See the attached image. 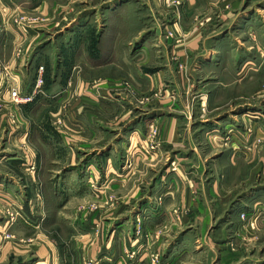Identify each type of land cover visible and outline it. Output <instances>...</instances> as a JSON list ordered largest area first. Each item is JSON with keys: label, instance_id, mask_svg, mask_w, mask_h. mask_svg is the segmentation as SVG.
Here are the masks:
<instances>
[{"label": "crops", "instance_id": "obj_1", "mask_svg": "<svg viewBox=\"0 0 264 264\" xmlns=\"http://www.w3.org/2000/svg\"><path fill=\"white\" fill-rule=\"evenodd\" d=\"M135 1L110 0L100 9L108 18L110 13L133 9ZM182 1L179 13L160 12L161 20L155 18L158 29L140 36L130 54L141 61L129 77L139 92L152 98L142 109L143 115L131 116L136 107L123 96L106 87L89 86L98 71L112 65L104 60L114 61V47L110 54L98 51L101 32L99 39L93 38V51L87 52L84 63L92 78H82L79 68L72 75L73 66H68L57 69L50 83L43 81V95L59 103L77 93L72 111L68 110L73 118L65 116L63 131L57 126L52 131L40 123L31 125L26 132L38 146L36 162L16 151L0 150V264L15 256L23 258L27 252L32 257L18 260L19 264H64L55 241L44 230L55 212L69 216L64 232L69 243L64 251L71 264L93 260L150 264L152 255L159 257L160 264H264V255H256L264 253L260 246L264 244V214L256 211L264 208V185H249L247 173L258 162L245 133L255 125L250 116L264 115V99L245 100L259 92L257 82L264 80V0ZM45 2L17 0L26 10H42ZM11 4L0 0V11L10 12ZM143 5L144 11L153 13ZM87 12L90 18L81 15L69 25L75 33L87 32V21L93 16L95 22L101 11ZM22 28L30 40L33 31ZM124 28L122 22L116 35L122 37ZM166 30L172 31L175 41L165 37ZM5 34L9 38L6 43L0 40V48L17 39L14 30ZM80 40L65 44L70 56L80 55ZM44 57L34 53L28 67L22 62L8 67L22 95L36 92L35 78ZM120 60L129 67L123 53ZM184 63L185 79L177 69ZM0 83V100L9 102L2 74ZM171 93L177 97L175 104L168 101ZM152 94L163 99L155 100ZM191 100L192 113L188 111ZM227 101L235 104L228 107ZM151 128L158 135L150 149L145 136ZM22 134L15 140H22ZM238 173L242 185L238 187L245 190L221 210L219 200L227 197ZM109 194H118L111 202L115 206L86 215L78 210L92 200L107 201ZM253 213L258 217L252 229H247V243L231 248L229 238L241 214ZM6 235H13L14 240Z\"/></svg>", "mask_w": 264, "mask_h": 264}, {"label": "rangeland", "instance_id": "obj_2", "mask_svg": "<svg viewBox=\"0 0 264 264\" xmlns=\"http://www.w3.org/2000/svg\"><path fill=\"white\" fill-rule=\"evenodd\" d=\"M10 1L12 3L11 5L13 6L11 8V11H7V13L5 12L6 14L0 11V26H2L3 30L0 34V36H2L3 34L0 40L3 39L6 43V39L9 38L7 37L9 36V34L5 33H9L11 30H14L15 34L17 35V39L16 41L12 42V44H7L6 46H2L0 48V70H8V67L11 64L14 66H18L21 62L28 67L30 58L34 53H42L45 56V60L41 63L40 67H38L37 77L35 78V86L38 88H36V92H33V95L32 91L29 93L26 92L24 95H22L21 91L16 86L23 98L25 97L32 99L29 103H25L22 106H15V104L11 102L10 99L9 102L7 101L5 103L0 100V150H13L17 153L19 152L20 157H23L25 159L27 158V160H29V157H31V159L34 158L33 162H36L37 155H39L36 152V148L38 149V146L32 143L30 137L26 136L24 133L22 134L23 139L20 141H16L12 135V131L18 128L22 132H28L31 125L39 123L47 126L48 130L50 129L53 131V129L57 126L60 127V129L63 131V129L65 128L63 126L65 116L69 119L73 118L71 107L72 103L76 99L77 93L74 92V95L70 94L69 97L65 98L64 101H61V103H59L55 100L48 99L45 97L46 95H43V81L45 80L47 83H50L57 69L64 67V69H66V67L68 66H73L72 71L74 72H72V75L77 71L76 68H79L82 69V78L86 80L92 78V76H90L89 73L85 70L84 63L88 61V53L90 51H93V38L99 39L100 32L101 36L103 37L101 38V43H99L98 51L102 54H110L112 52V47H114V61L110 62L108 58L104 60V62L106 61L108 65L112 64L113 66L110 65L108 66V68H104L98 71L97 79L94 80L92 78L91 83L89 82V86H92L94 88L106 87L107 91L123 96L129 102H131L133 107H136V110L132 111L131 116L138 117L143 115L142 109H146L145 106L148 105L152 98H150V96L143 95L142 92H139V87H137L133 83V80H131V78L129 77V73L132 75V71L133 69H135L134 66L136 67L138 61H141L138 59L136 61V59H133V56L130 54L137 47L135 43L140 38V36L145 35V32H148L149 30H151V32H154L155 29H158L155 26V18L158 22L159 20H161H158V15H160V12L167 9L171 10V13H173V10L176 13H179V8L183 5L182 0H150V2H148V0H136V5L133 9H129L126 12L123 11L115 15L112 14V16L110 13V16L108 18L106 17V13L103 14L104 12L100 8L101 6H104V3L109 2L110 0H45L46 6H44L42 10H37L36 8H34V10H26L23 7L21 8L20 5L17 4V0ZM114 1H123V4H125L126 0ZM126 3L128 4V2ZM137 3L142 5H137ZM144 3L152 8L153 13H151V11L146 12L143 8H141L144 6ZM94 8L101 11L98 15L96 14V23L93 22L95 19L92 16V21H87V26L90 29L87 30V32L82 31L75 33V30H73L72 27L75 21H78L81 15H88L90 18L91 14L87 11ZM119 8H121V5L118 6L117 9ZM71 22L73 23L69 27ZM122 22L125 25V32L121 37L119 35H116V32H118L122 27ZM22 26L29 27V31H33L31 35H33L34 38L31 37L30 40H26V38L29 37L28 34L26 35V33L23 31ZM64 34L65 40L63 39L64 37L62 38ZM117 36L121 37V39L118 44H115L114 42ZM165 37L173 39L175 41V36L172 31L170 32L166 30ZM78 38H81L78 46L80 55L70 56V51L67 50L68 48L65 44L68 42H72V40L74 39H77L78 41ZM129 42L131 43V45L128 44ZM121 53H123V56L125 57V62H129V67L126 65L123 66V64L121 63ZM261 53L264 54V50H262ZM177 69L181 70V74H184V79L185 77L187 78V63H184V66H180L178 64ZM14 75L12 76V78L16 83V78H14ZM38 76L40 78L39 83L37 82ZM0 85L3 86V83H0ZM257 87L259 92L257 94H254L251 98L245 100L254 99L252 100L253 102H256L257 100L258 102H260V100L264 99V80H258ZM1 95H3V93H0V96ZM152 96L155 100H159V98L163 99V96H159V94H152ZM168 97V101L171 104H175V102H177V97L175 94H173V97ZM240 100L245 101L243 99ZM192 101L194 100H191V103H188V111L190 113H192L193 111ZM224 101L225 98L223 99V102ZM234 104L235 102L232 101H227L226 103L228 107ZM69 107L71 108L70 112L68 111ZM259 117H262V114L259 115ZM254 122L256 123L257 121L254 120ZM253 127L254 126H251L250 128ZM116 128H119V126H116ZM248 129L245 132L247 138L249 137V133L247 134ZM157 135L158 132L156 128H151L149 130V132L145 136L149 147L150 145L155 144L154 142ZM260 140L261 141L258 145H249V148H251V150L255 152L258 162V166L253 165L252 171L247 173V177L251 178V184H249L251 185V187L255 185H264V153H262L264 152V138H260ZM48 159L50 160L51 158L48 157ZM242 168L244 169L243 165L241 166V169ZM245 168L247 170L250 169L249 166H246ZM2 170L7 171V169L4 168ZM151 175L146 176V179L148 181L150 180ZM236 176L238 177V179H236V177L235 182L232 181V183L230 184V189L226 194L227 197H222L223 200H219V209L221 208V210L224 209V204L225 209H227L231 205V201L234 200V202H236L239 198V194L245 190L240 188L242 187V185L239 183V173ZM238 184L240 185V187H238ZM117 196L118 194H109L107 195V201L105 200L104 202H94L93 200V202L87 201L88 203H86L85 205L83 204L84 206L78 207V210L82 212V215H86V213H88L90 210L94 211L97 209V211H101L103 207L108 208L115 206L111 204V202L117 200ZM256 211L259 212V214H264V208H262L261 210L257 208ZM219 213L220 211H217V214ZM246 215L247 216L245 217V220L240 219L239 224L235 227L232 236L229 238L232 242L231 248H234L237 243H247V229H252L251 226L254 225V221L256 219L252 220L248 217V214ZM68 218V214H59L58 212L51 213L48 218L49 221L47 222V226L44 229L47 232V235L55 241L57 251L59 252V258L61 260V263L64 264H71V258L68 251H64L65 248H67L66 244L69 243V237H66L64 234L66 229V220L69 221ZM5 238L14 240L13 235H6ZM260 246H264V244H260ZM27 254L29 255H25V257H23L24 259L32 257L29 252H27ZM121 255H123L125 260V252ZM256 255H264V253H257ZM116 256H119V253H117ZM23 258L21 256H15L13 258H10L9 261L2 264H19L18 260H24Z\"/></svg>", "mask_w": 264, "mask_h": 264}, {"label": "built area", "instance_id": "obj_3", "mask_svg": "<svg viewBox=\"0 0 264 264\" xmlns=\"http://www.w3.org/2000/svg\"><path fill=\"white\" fill-rule=\"evenodd\" d=\"M2 26H0V34L2 32ZM247 69V68H246ZM2 74V78L3 81L5 82L4 84H6L7 89H8V95H9V99L11 102H13L15 104V106H21L25 103H29L32 99L31 98H23L20 94V92L18 91L17 87H16V83L14 81V79L12 78V74L7 70V69H3L0 70V75ZM39 75V72H38ZM37 82H40V78L38 76V80ZM38 85V84H37ZM38 88V87H37ZM171 97H173V94L170 95ZM253 120H256L257 122L255 123L253 128L248 129L247 134L249 133V138H250V144L251 145H258L260 143V138H264V115H262V117H256V116H250ZM20 133H22V131L18 128L14 129L12 131V135L14 138H16V136H18ZM26 136H27V132L24 131L23 132ZM154 134V132H153ZM259 135V137H258ZM154 145H151L149 148H153ZM131 167V164H128V167ZM10 216V220L14 221V217L12 214H9ZM247 215L246 214H241L240 219L241 220H245V217ZM248 217H251L252 220H255L258 216L256 214L253 213V215H249ZM251 226V225H249ZM252 227V226H251ZM87 264H102L101 260H93L91 262H88ZM150 264H160L159 258L156 255H152L150 258Z\"/></svg>", "mask_w": 264, "mask_h": 264}]
</instances>
